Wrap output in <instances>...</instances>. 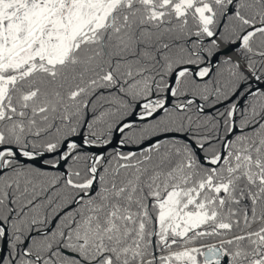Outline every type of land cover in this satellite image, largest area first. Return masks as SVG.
Masks as SVG:
<instances>
[{
    "label": "snow or ice",
    "instance_id": "1",
    "mask_svg": "<svg viewBox=\"0 0 264 264\" xmlns=\"http://www.w3.org/2000/svg\"><path fill=\"white\" fill-rule=\"evenodd\" d=\"M0 264H264V0H0Z\"/></svg>",
    "mask_w": 264,
    "mask_h": 264
}]
</instances>
